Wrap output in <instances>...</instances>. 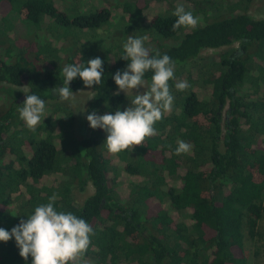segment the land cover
Segmentation results:
<instances>
[{"label":"trees","instance_id":"16d2710c","mask_svg":"<svg viewBox=\"0 0 264 264\" xmlns=\"http://www.w3.org/2000/svg\"><path fill=\"white\" fill-rule=\"evenodd\" d=\"M176 1L193 6L185 9L199 20L194 29L173 31L172 13L146 19L149 0H119L122 41L107 47L101 40L84 41L81 34L109 24L116 4L70 12L55 0H0V83L27 89L0 113V228L10 232L55 193L57 211L71 212L93 229L81 264H247L244 241L259 236L264 216V18L248 14L254 0H217L227 10L215 14L197 8V0ZM45 19L51 23L43 29ZM19 23L35 34L21 38ZM41 32L45 36L33 43ZM131 35L148 37L151 55L167 54L176 62L169 81L174 101L154 125L155 136L110 155L103 145L107 133L93 130L86 117L129 106L131 96L113 95V76L129 63L121 58ZM52 37L62 42V57ZM173 38L176 45H159ZM235 43L237 49L201 59L203 51ZM97 57L103 61L99 85L86 88L79 77L69 84L72 92L93 93L84 112L88 134L77 139L67 132L55 110L34 130L27 128L17 111L25 94L57 100L52 89L63 87V67L86 66ZM199 60L210 68H198ZM151 76L148 72L145 79ZM180 81L189 87L178 91ZM58 110L72 117L65 107ZM179 140L191 145L187 154L175 155ZM54 174L68 180L45 181ZM124 176L143 181H132L121 197L117 190ZM88 186L92 194L78 203L73 190L83 193ZM0 264H31V257L25 261L19 255L13 238L0 242Z\"/></svg>","mask_w":264,"mask_h":264},{"label":"clouds","instance_id":"9594fccd","mask_svg":"<svg viewBox=\"0 0 264 264\" xmlns=\"http://www.w3.org/2000/svg\"><path fill=\"white\" fill-rule=\"evenodd\" d=\"M172 15L176 17L172 26L173 31L181 28H195L199 20L191 11L179 4ZM148 37L128 36L123 45L124 55L121 59L128 61L123 71H117L113 76L117 91L114 96L123 92L131 96L129 106L114 114H88L86 119L89 126L102 129L107 133L103 144L110 155L141 146L146 138L155 136L154 125L163 115L172 110L174 97L170 91L169 81L175 78L176 62L167 54L157 52L151 55V49L145 46ZM151 72V80L145 79L146 73ZM63 87L52 89V94L59 102L70 101L76 106V95L69 84L79 77L86 88H93L101 83L103 76V61L97 57L80 64L65 65L62 70ZM178 91L186 90L189 85L180 81L175 85ZM144 89V91H140ZM136 90V94H133ZM24 103L17 106L19 118L26 127L34 130L41 122L45 113V101L35 94H25ZM86 103V102H85ZM85 111L84 107L81 111ZM45 118V117H44ZM191 145L183 140L177 142L175 155L187 154ZM57 194L49 197L48 203L35 207L34 213L21 219L11 231L0 228V242L15 239L19 255L31 264H81L83 254L87 251L93 235L92 227L82 218L71 212L57 211L54 207Z\"/></svg>","mask_w":264,"mask_h":264},{"label":"rangeland","instance_id":"374dc122","mask_svg":"<svg viewBox=\"0 0 264 264\" xmlns=\"http://www.w3.org/2000/svg\"><path fill=\"white\" fill-rule=\"evenodd\" d=\"M56 3L65 8L66 10L68 9L70 12L74 10L82 11V12H88L95 10L97 8H101L105 6V4H116L117 7L112 9V18L109 21V24H107L104 28L102 27L101 29H98L94 32L81 34V36H84V41L92 42L94 41H99L103 43L104 46L110 47L112 45H115L117 43H120L122 41V37L120 36V33L123 28V20H122V13L120 10V5L118 6L119 0H55ZM150 7L146 11V19L148 17H151L154 14L157 13H164V14H171L175 10V8L181 4L180 1L176 0H149ZM197 8L206 10L210 14H215L217 11H226L227 10V5L226 4H221L219 5L217 3V0H197ZM184 7H187L190 9V7H193L192 5L190 6L189 4H183ZM118 8V9H117ZM248 14L250 15L251 18L253 19H260L264 18V0H254L250 8L248 9ZM12 21H17V16L12 15ZM51 21L49 19H45L42 23V28L45 29L50 25ZM18 31H20V37L21 38H28V34H35L33 31L26 33V30L22 27V25L19 23L18 24ZM40 34L42 35H37L32 38L33 43L36 42L37 38L40 37L42 39L45 35V32H41ZM91 35V36H90ZM120 36V37H119ZM119 37V38H118ZM116 38H118L116 40ZM53 46L56 49H59L61 57L63 54H61V44L62 42L59 40H56L52 37L51 39ZM178 43V40L176 38L173 39H162L159 42L160 46H164L165 48H169L171 46H174ZM238 45L237 43L233 44L231 47H225L222 49L218 50H206L202 52V58H210L215 55H218L220 53H223L226 50L229 49H237ZM157 50V49H155ZM200 59V60H201ZM199 60V67H202L204 70L209 69L210 66L208 67L207 63L205 66H203L204 62ZM196 66L198 63L195 64ZM194 65V66H195ZM188 68H192L193 66H186ZM252 70H254L253 66H251ZM214 69V67L212 68ZM248 89L249 86L247 85ZM27 91L26 87H14L11 85H8L6 83H0V113L1 111L6 110L9 107V102L12 100V98L15 95H23ZM140 91H144V89H140ZM263 91H264V86H263ZM73 94L76 95V106L73 107L71 102H64L61 103L59 100H49L46 101V107H45V113L44 115L49 111V110H55L57 113H59V117H61L65 121L66 125V130L67 132H71L77 139H81L82 137L86 136L87 133V127L85 124L84 120V112L81 113V111L84 107L86 109L87 103L91 99L93 93L89 90H83V91H78V92H72ZM123 93V92H121ZM262 93H259L258 97H262ZM11 95V97L9 95ZM124 94V93H123ZM133 94H136V90H133ZM9 96V98H8ZM7 99H9L7 101ZM7 102V103H6ZM86 102V103H85ZM58 107H65L67 108L71 113L72 117H69L68 115H65L61 111L58 110ZM43 118V117H42ZM42 118L41 122L42 123ZM57 122V120H56ZM39 123V124H40ZM68 180V176L65 174H54L51 175L49 178L46 177L45 181H48L50 184L61 182L64 183ZM172 181L175 182V186H180V181L178 179H171ZM140 183L143 181L142 178L140 177H128L124 176L120 179V182L118 184V194L121 195V197H126L127 191L131 185V183ZM143 183V182H142ZM93 189L91 186H88L86 188V192L80 193L77 190H73L74 198L78 203H82V201L92 194ZM186 214L182 215L183 220L185 223L190 226L192 224L191 219L187 216ZM244 249H245V256L247 259V264H264V216L259 222V236L256 237L255 240H248V238L245 239L244 241Z\"/></svg>","mask_w":264,"mask_h":264}]
</instances>
